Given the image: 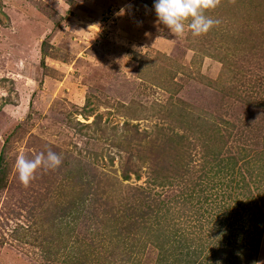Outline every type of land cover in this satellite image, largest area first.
Listing matches in <instances>:
<instances>
[{"label": "rangeland", "instance_id": "374dc122", "mask_svg": "<svg viewBox=\"0 0 264 264\" xmlns=\"http://www.w3.org/2000/svg\"><path fill=\"white\" fill-rule=\"evenodd\" d=\"M153 4L0 0V264L232 260L221 197L192 189L205 150L264 169V0H216L199 37H174ZM48 150L61 165L21 184L17 156ZM261 192L248 210L264 213ZM172 239L182 254H161ZM245 239L257 252L238 264H264V227Z\"/></svg>", "mask_w": 264, "mask_h": 264}, {"label": "trees", "instance_id": "16d2710c", "mask_svg": "<svg viewBox=\"0 0 264 264\" xmlns=\"http://www.w3.org/2000/svg\"><path fill=\"white\" fill-rule=\"evenodd\" d=\"M205 151L206 152L204 156L211 160V165H209L204 169V176L198 182V184L197 183L195 184V189L193 188L192 190L198 191V197H200L201 194L204 193V191L206 193L209 191H215L216 192L215 198L221 197L219 198L221 202L218 204V214H217V218L219 219V221L216 222L215 232L218 231L221 222H223V223H227L228 229L231 230V231H225L224 235H228V237L229 235L237 236V240L235 239L236 243L235 242L232 243L231 241H229L230 237L229 238L227 237L228 238L227 245L229 246L226 248L229 250V254L232 259L228 261V264H238V261L241 259H247V257L251 258V255H248L247 257L245 255H242L241 252L243 250L248 251L249 249H251V251L257 252L256 247H251L252 245L244 243L246 240L245 235L248 238H252L255 235L259 236L264 227L263 226L264 213L261 211V209H258L257 212L255 213L252 210H248L246 208L248 202L250 203V200H254L253 198L248 197L251 195L252 188L257 190V192H259L258 195H262V192L260 193V191L261 189L264 188V186L262 187V185H264L263 184L264 169L258 166L253 168V166L250 165L252 162L249 159L246 160V159L231 157V155L223 157L219 152L211 153L207 150ZM70 161H71L72 169L75 168L77 170L78 168L76 167L77 166L76 159L71 158ZM190 163L191 161H189L187 164ZM1 166H2V158L0 156V173L2 171ZM78 191L80 190L78 189L75 190L76 193ZM223 191L225 192L229 191L228 193H230V195L225 197L227 193ZM232 195H235L236 197L232 198L233 197ZM239 196H244L243 202L240 201V199L238 198ZM89 199L91 198H87L85 200H89ZM261 199H264V196H262ZM232 200H235L234 206L230 205L231 203H234V201ZM72 208H69L68 210L70 211L67 212L66 214L69 215L70 213H72V211L80 212L81 210L84 209L80 205L76 206L73 209ZM208 223H210V221ZM218 243L220 247H223L222 246L223 242H221V240ZM169 245H172L171 248L173 250L176 248V250L178 251L184 249L183 247H186L185 245L182 247L180 241L176 242V239H172L171 241H168L161 246L160 248L161 254H165V246H169ZM237 253H240V256H238ZM179 254H182V252L180 251ZM189 254L190 252H187L185 255L190 257L191 261H188L186 264H194V262L202 255L200 249L192 251L191 255ZM161 261H163V263L165 262L164 260ZM242 264H247V262H244Z\"/></svg>", "mask_w": 264, "mask_h": 264}, {"label": "clouds", "instance_id": "9594fccd", "mask_svg": "<svg viewBox=\"0 0 264 264\" xmlns=\"http://www.w3.org/2000/svg\"><path fill=\"white\" fill-rule=\"evenodd\" d=\"M215 7L216 0H154L153 4L157 21L174 37H182L186 28L192 37L207 34L219 21L205 15V11ZM61 163L62 157L48 150L30 159L23 154L18 155L14 167L19 182L28 186L38 170H55Z\"/></svg>", "mask_w": 264, "mask_h": 264}]
</instances>
